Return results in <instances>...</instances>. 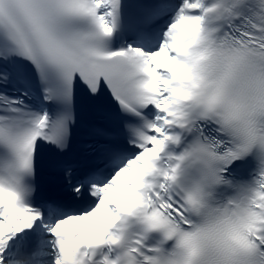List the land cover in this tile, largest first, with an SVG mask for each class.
<instances>
[{"label": "snow or ice", "instance_id": "snow-or-ice-1", "mask_svg": "<svg viewBox=\"0 0 264 264\" xmlns=\"http://www.w3.org/2000/svg\"><path fill=\"white\" fill-rule=\"evenodd\" d=\"M0 264H264V0H0Z\"/></svg>", "mask_w": 264, "mask_h": 264}]
</instances>
